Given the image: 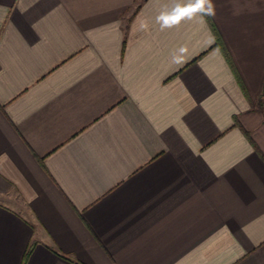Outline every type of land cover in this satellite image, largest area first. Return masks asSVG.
<instances>
[{
	"label": "crops",
	"instance_id": "obj_1",
	"mask_svg": "<svg viewBox=\"0 0 264 264\" xmlns=\"http://www.w3.org/2000/svg\"><path fill=\"white\" fill-rule=\"evenodd\" d=\"M192 2L0 0V264H264V0Z\"/></svg>",
	"mask_w": 264,
	"mask_h": 264
},
{
	"label": "clouds",
	"instance_id": "obj_2",
	"mask_svg": "<svg viewBox=\"0 0 264 264\" xmlns=\"http://www.w3.org/2000/svg\"><path fill=\"white\" fill-rule=\"evenodd\" d=\"M196 13H204L206 15L214 14L212 0H194V2L183 6L177 4L170 13H162L158 19L162 21L164 27L170 28L180 24L181 21L185 19H192L193 15ZM185 51L186 50L181 47L179 49L180 56H174L173 63L177 65L182 64Z\"/></svg>",
	"mask_w": 264,
	"mask_h": 264
},
{
	"label": "trees",
	"instance_id": "obj_3",
	"mask_svg": "<svg viewBox=\"0 0 264 264\" xmlns=\"http://www.w3.org/2000/svg\"><path fill=\"white\" fill-rule=\"evenodd\" d=\"M204 15L206 16V18H207V20H208V22H209V24H210V26H211V29H212V31H213L215 37H216V45L222 47V49H223V51H224L226 57H227L228 60H229L228 54H227V52L224 50V47L222 46V39H221L220 33L218 32V29L216 28V25L214 24V22L212 21V19L210 18L209 15H206V14H204ZM261 103L264 105V103H263L262 101H261ZM31 251H32V246H30V247L28 248L27 252H26V255H25V257H24V263L26 262L27 258L29 257Z\"/></svg>",
	"mask_w": 264,
	"mask_h": 264
}]
</instances>
